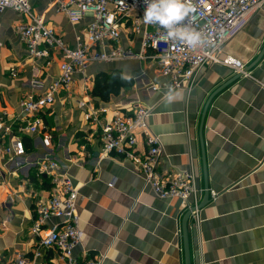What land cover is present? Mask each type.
Listing matches in <instances>:
<instances>
[{"label": "crops", "instance_id": "0c3cea01", "mask_svg": "<svg viewBox=\"0 0 264 264\" xmlns=\"http://www.w3.org/2000/svg\"><path fill=\"white\" fill-rule=\"evenodd\" d=\"M31 6L68 46L85 40L89 19L71 24L49 0H32ZM19 18L12 10L0 14V122L13 129L29 117L19 107L20 99L45 93L61 59L54 50L48 58L28 57L14 29ZM139 41L126 32L121 36V44L134 50ZM263 46L264 9H259L219 55L236 57L248 67ZM12 68L16 76L10 75ZM112 71L132 85L110 92L108 99L93 94L97 73ZM246 72L236 77L230 67L209 63L198 70L190 90L172 91L164 87L168 79L151 61L93 62L76 72L71 90H60L44 109V128L22 134L24 154L3 159L0 218L7 217L8 224L0 229V264L17 255L32 264H64L56 249L42 247L30 233L35 202L48 197V184L33 167L44 153L62 165L77 190L82 240L75 256L105 255L102 264H186L182 221L187 210L177 199L155 195L134 161L100 156L99 127L84 120L76 103L85 88L95 106L107 110L100 115L101 123L116 112L130 113L137 103L151 107L148 125L160 139V175L192 171L202 189L199 203L206 186L218 193L187 220L190 264H264V53ZM43 130L51 135L47 149L41 142ZM144 151L139 137L136 154Z\"/></svg>", "mask_w": 264, "mask_h": 264}, {"label": "built area", "instance_id": "2783aa9c", "mask_svg": "<svg viewBox=\"0 0 264 264\" xmlns=\"http://www.w3.org/2000/svg\"><path fill=\"white\" fill-rule=\"evenodd\" d=\"M31 1L0 0V14L12 10L20 15L14 29L28 57L48 58L51 50L58 51L61 56L59 72L45 93L20 99L19 107L29 116L23 125L13 129L9 123L0 122V171L4 157L13 160L24 154L22 134H35L44 128V109L54 102L60 90H71L73 75L83 72L89 63L124 59L154 62L160 74L168 79L164 87L169 91L190 90L198 70L209 63H219L239 75H248L246 63L231 55L221 58L219 54L225 44L245 28L252 13L264 9V0H190L193 11L185 23L206 38V43L192 48L180 41L167 40L165 31L159 26L143 23L145 0H49L71 24L89 19L85 40L70 47L54 28L47 26L42 15L33 12ZM1 29L0 20V36ZM124 32L140 37L138 50L121 44ZM10 75H17L15 68L11 69ZM151 87L154 90L159 88L158 85ZM89 95L85 88L83 98L77 99L76 103L83 110L84 120L99 127L100 156L116 155L134 161L144 184L155 195L179 200L194 218L198 210V194L202 189L196 185L192 171L176 173L168 178L160 175V139L148 125L152 108L137 103L130 113L116 112L110 120L101 123L100 115H106L107 110L96 107ZM139 137L145 146L141 155L136 154ZM50 141V133L43 130V147L47 149ZM33 167L37 177L45 178L48 197L35 202L30 233L38 237L42 247L56 249L64 264H102L105 255L82 260L74 255L75 247L82 240L81 219L77 211V190L62 165L44 153ZM108 185L111 187L113 183ZM208 192L212 200L218 196L216 191ZM50 219L57 221L48 224ZM7 224V217L0 218V229H6ZM8 264H32V261L17 255Z\"/></svg>", "mask_w": 264, "mask_h": 264}, {"label": "clouds", "instance_id": "9594fccd", "mask_svg": "<svg viewBox=\"0 0 264 264\" xmlns=\"http://www.w3.org/2000/svg\"><path fill=\"white\" fill-rule=\"evenodd\" d=\"M143 23L156 25L165 31L169 41H180L196 48L206 43L203 33L185 21L193 11L190 0H145Z\"/></svg>", "mask_w": 264, "mask_h": 264}, {"label": "trees", "instance_id": "16d2710c", "mask_svg": "<svg viewBox=\"0 0 264 264\" xmlns=\"http://www.w3.org/2000/svg\"><path fill=\"white\" fill-rule=\"evenodd\" d=\"M103 76H105V72L97 73L94 81L95 87L92 93H98L104 99H108L110 92L116 93L119 88L132 85V81L122 78L121 74L117 71L110 72V78L107 81L102 79Z\"/></svg>", "mask_w": 264, "mask_h": 264}, {"label": "water", "instance_id": "95a60500", "mask_svg": "<svg viewBox=\"0 0 264 264\" xmlns=\"http://www.w3.org/2000/svg\"><path fill=\"white\" fill-rule=\"evenodd\" d=\"M263 53H264V46H263L262 50L260 51L259 55L256 57L254 63H252V65L255 64L260 59V57L262 56ZM252 65L246 67L245 70H248ZM238 76L239 75L237 74L236 77H238ZM229 82L225 83V85H223L222 88L225 87V86H227V84ZM220 89H221V87H220ZM202 120H203V117H202ZM202 120H201V126H202ZM204 190L205 191H204L203 200L197 205V209L201 208L207 202V200H208L209 192H208L207 186L204 188ZM189 216H190V210H187V212L183 216V221H182V237H183V240H184V256H185V263L186 264H190V262H189V253H188V246H187V220H188Z\"/></svg>", "mask_w": 264, "mask_h": 264}, {"label": "rangeland", "instance_id": "374dc122", "mask_svg": "<svg viewBox=\"0 0 264 264\" xmlns=\"http://www.w3.org/2000/svg\"><path fill=\"white\" fill-rule=\"evenodd\" d=\"M110 78L109 73L105 72V76L102 77L105 81H107Z\"/></svg>", "mask_w": 264, "mask_h": 264}]
</instances>
